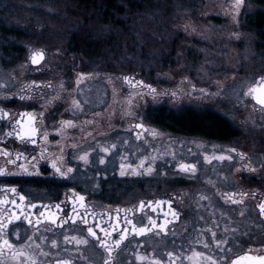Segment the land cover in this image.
I'll return each instance as SVG.
<instances>
[{
  "label": "flooded vegetation",
  "instance_id": "flooded-vegetation-1",
  "mask_svg": "<svg viewBox=\"0 0 264 264\" xmlns=\"http://www.w3.org/2000/svg\"><path fill=\"white\" fill-rule=\"evenodd\" d=\"M66 81L68 92L38 80L35 102L7 93L0 104V264H231L264 254V164L231 117L222 115L233 135L224 139L160 125L166 108L125 125L124 80Z\"/></svg>",
  "mask_w": 264,
  "mask_h": 264
},
{
  "label": "rangeland",
  "instance_id": "rangeland-1",
  "mask_svg": "<svg viewBox=\"0 0 264 264\" xmlns=\"http://www.w3.org/2000/svg\"><path fill=\"white\" fill-rule=\"evenodd\" d=\"M56 1L0 0V25L21 30L27 37L19 42L22 55L15 64L3 65L0 56V104L7 93L23 94L35 102L38 80L49 84L53 93L68 92L66 80H92V87L97 80L117 85V80H124L125 125L137 115L143 118L149 108H191L228 115L242 129L254 163L264 164V146L259 144L264 142V111L249 95V88L264 77V42L253 27L255 15H264V6L244 0L237 12L235 0H167L165 16L133 21L129 32L134 44L126 47L137 52L138 35L160 31L157 35L169 43L163 62L159 63L160 47L155 42L160 37L153 39L156 48L151 49L150 63L138 60L133 52L125 58L123 44L119 50L113 45L103 59L94 62L69 52L79 25ZM91 21L89 31L94 27ZM93 31L102 39L112 33L103 26ZM260 34L264 37V30ZM37 51L44 53V59L33 67L29 59ZM126 81L136 85L130 87ZM22 263L25 260L12 264Z\"/></svg>",
  "mask_w": 264,
  "mask_h": 264
},
{
  "label": "trees",
  "instance_id": "trees-1",
  "mask_svg": "<svg viewBox=\"0 0 264 264\" xmlns=\"http://www.w3.org/2000/svg\"><path fill=\"white\" fill-rule=\"evenodd\" d=\"M166 2L167 0H57L55 4L62 7L66 14L72 20H76L74 22L79 25L78 33L75 34L76 36L73 35L71 45L68 47L70 53L98 62L106 56L107 49L113 50V45H115V47L118 46L117 49L119 50L120 44H123L125 58L128 53L133 52L134 54L137 53L135 55L138 60L150 63L152 61L151 49L156 48L153 41L155 38L160 37L157 39L159 42L156 40L155 42L160 47L158 59L159 63H161L166 59L169 43L157 35L160 31L153 32L151 29L150 33L144 31L142 36L141 34L138 35L137 39L141 45L140 50L137 52L131 48L127 50L126 47L129 48L130 44H134V38L129 32V28L133 26V21L142 20L145 17L152 19L154 16H165L163 6L166 5ZM253 2L264 6V0H253ZM256 17L258 19H256L253 27L259 32L260 37L258 39L264 42V37L260 34V31L264 30V15L257 14L255 15ZM89 20L93 21L94 27H107V30L112 33L102 39L101 36L94 33L93 26L92 30H88L90 28ZM158 27L162 29L160 24ZM118 31H120L121 35L118 34ZM151 31L155 37L151 35ZM26 38L21 30L16 31L0 25V56L3 65H13L20 59L22 49L19 42L24 41ZM121 39L123 42H121ZM160 111L155 117L156 122L169 129L186 134H203L216 139H224L228 136L233 137L230 132V123L221 114L212 113L209 110L191 108H185L181 111Z\"/></svg>",
  "mask_w": 264,
  "mask_h": 264
},
{
  "label": "snow or ice",
  "instance_id": "snow-or-ice-1",
  "mask_svg": "<svg viewBox=\"0 0 264 264\" xmlns=\"http://www.w3.org/2000/svg\"><path fill=\"white\" fill-rule=\"evenodd\" d=\"M243 3H244V0H235L234 10L238 12L239 8L241 7V5ZM43 58H44L43 52H34L32 54V63L33 64L39 63V61L42 60ZM125 80H128V78L125 77ZM152 91L155 92V89H152ZM249 93L254 94V97H255L256 101L259 104H261L262 106H264V77H261L259 83L249 89ZM173 95H175V93H173ZM74 103H75V101H74ZM65 123H71V122H65ZM136 127L137 128H142L143 125H139L138 124V125H136ZM34 131L35 130H33V133H34ZM104 150L107 151V149H104ZM233 151H235V150L233 149ZM80 158L82 160H85L86 161L87 160V153L84 156L80 157ZM221 158H223V157H221ZM103 162L104 161L101 160V163H103ZM53 167L56 169V171L60 175H66V173L63 172L61 170V168L58 167L55 162H53ZM122 167H123V165H122ZM190 167L194 169L195 166H188V165H183L182 166V168L184 170H188ZM71 171H72V169H68V172H71ZM149 171H150V169H149ZM0 174H3V169H0ZM123 174L124 173L121 172V175H123ZM13 191H14V189H13ZM21 199H23V197H21ZM79 199L80 200H83L84 198L81 196V197H79ZM158 203H161V202H158ZM141 207H143V202H141ZM259 207H260L261 212L264 213V203L260 204ZM128 223L131 224L132 222L131 221H128ZM152 223H153V226H155V221H153ZM5 227H6V225L0 223V231H3V229ZM148 230L149 229H145V228L136 229L135 226L133 225V231H137L139 234H143L145 231H148ZM88 232L90 234H92V235H95V233L92 231L91 228L88 229ZM213 236H215V233H213ZM123 239H125V236L122 235L120 237V240L116 241V245L118 246ZM81 242L87 243V241H77V243H81ZM2 243H3V246H7L9 248L12 247V245L6 239H4ZM53 243H55V242H53ZM101 244H102L103 247H105L107 249L108 254H109V257H111L112 249L109 248L108 245L105 242H103V241H101ZM205 246H207V245H205ZM0 250H2V248H0ZM168 255L171 256L172 254L169 253ZM197 255H199V253H197ZM208 259H211V257H209ZM245 259L251 260L253 258H251V257H240V258H238V261H233V264H238L239 260H245ZM255 259H258L260 261V264H264V257H259V258H255ZM62 264H67V262H62ZM104 264H108V261L106 260L104 262Z\"/></svg>",
  "mask_w": 264,
  "mask_h": 264
},
{
  "label": "water",
  "instance_id": "water-1",
  "mask_svg": "<svg viewBox=\"0 0 264 264\" xmlns=\"http://www.w3.org/2000/svg\"><path fill=\"white\" fill-rule=\"evenodd\" d=\"M37 52H41V51H37ZM32 54H33V53H32ZM43 54H44V53H43ZM43 59H44V58H43ZM43 59L40 60L39 63L33 64V63H32V55H31V56H30V59H29V63H30L31 66L35 67V66H38V65L43 61ZM258 83H259V82H258ZM258 83L253 84L251 87L257 85ZM251 87H250V88H251ZM250 88H249V89H250ZM249 95H250V98H251V100H252V102H253L254 104H256L257 106H259V107H261V108L264 109V106H262L261 104H259V103L256 101V99H255V97H254V94L249 93ZM242 257H251V258H253V259H251V260H248V259H245V260H239L238 264H260V261H259L258 259H255V258L264 257V254L261 255V256H256V255H250V254H247V255H244V256H242ZM239 258H240V257H239ZM233 261H238V258L234 259ZM233 261L231 262V264H233Z\"/></svg>",
  "mask_w": 264,
  "mask_h": 264
}]
</instances>
